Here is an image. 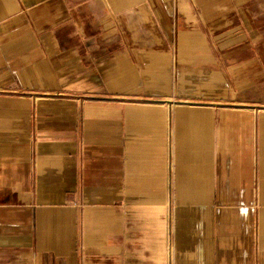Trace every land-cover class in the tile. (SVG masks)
<instances>
[{"label": "crops", "instance_id": "obj_1", "mask_svg": "<svg viewBox=\"0 0 264 264\" xmlns=\"http://www.w3.org/2000/svg\"><path fill=\"white\" fill-rule=\"evenodd\" d=\"M0 264H264V0H0Z\"/></svg>", "mask_w": 264, "mask_h": 264}]
</instances>
